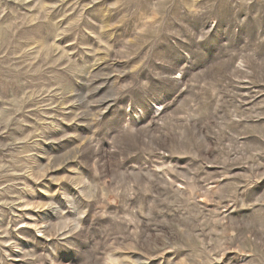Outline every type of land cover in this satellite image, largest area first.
<instances>
[{
    "label": "rangeland",
    "instance_id": "1",
    "mask_svg": "<svg viewBox=\"0 0 264 264\" xmlns=\"http://www.w3.org/2000/svg\"><path fill=\"white\" fill-rule=\"evenodd\" d=\"M0 264H264V0H0Z\"/></svg>",
    "mask_w": 264,
    "mask_h": 264
}]
</instances>
